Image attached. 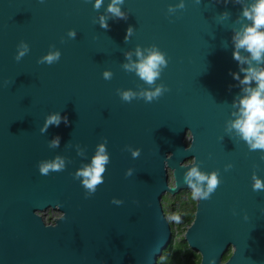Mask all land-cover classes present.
<instances>
[{
	"label": "water",
	"instance_id": "1",
	"mask_svg": "<svg viewBox=\"0 0 264 264\" xmlns=\"http://www.w3.org/2000/svg\"><path fill=\"white\" fill-rule=\"evenodd\" d=\"M109 2L97 11L94 0H0V264H157L173 238L163 198L192 191L184 175L193 164L218 170L221 181L209 200H196L185 232L200 264H264V191L252 189L253 174L264 180V152L225 130L242 94L231 75L242 5L185 0L170 15L179 0H125V20L106 13ZM21 40L30 51L17 61ZM152 44L168 57L156 83L169 91L151 103L122 101L117 89L154 87L121 66L125 52L135 60L137 45ZM52 45L59 61L37 63ZM54 112L69 123L41 133ZM56 136L59 147L50 148ZM105 138L104 182L88 193L74 174ZM56 156L65 169L42 175L39 163ZM49 208L60 212L51 223L40 214Z\"/></svg>",
	"mask_w": 264,
	"mask_h": 264
},
{
	"label": "clouds",
	"instance_id": "2",
	"mask_svg": "<svg viewBox=\"0 0 264 264\" xmlns=\"http://www.w3.org/2000/svg\"><path fill=\"white\" fill-rule=\"evenodd\" d=\"M43 2V0H41ZM199 2V0H197ZM228 0H225L227 3ZM235 3L242 5V10L237 17L239 28L233 29V59L238 62L239 72H233V79L239 81L242 86L241 93L238 98H234L233 107L236 109L232 113L234 119L226 122V131L233 130L239 137L246 142L250 151L261 150L264 152V0H234ZM125 0H110L106 7V13L111 18L127 19L126 13L122 10ZM104 6V0H94L93 8L99 11ZM185 0H179L176 4H169L167 8L168 14H175L178 10L185 8ZM221 18L230 17V13L225 11L220 14ZM99 25L101 28L107 29L108 18L106 15L99 16ZM133 33V28L128 27L125 40L127 41ZM77 35L75 29H69L67 36L75 38ZM63 42V38H62ZM54 50L47 52L41 56L37 63L52 65L59 61L61 52L54 45L50 46ZM30 51L29 44L23 40L17 45L15 59L20 61ZM247 53L248 55H243ZM126 62L121 66L127 72H134L149 87L141 89L139 92L132 89H117V94L122 101L131 102L133 99H143L145 102L151 103L159 99L166 91H169L167 85L163 83L157 84L161 73L167 68L169 60L166 54L155 44L142 48L137 45L135 48L136 59L133 60V52H125ZM245 65H247L245 67ZM240 73H243L241 78ZM103 78L111 80L113 72L110 69L103 71ZM63 121L66 125L69 123L67 116H61L59 112L49 114L40 129L41 133L46 132L51 125L59 126ZM190 130L187 133L189 139ZM107 138L104 143L98 144L96 152L91 159V163L78 169L74 174V178H82V185L88 193H95L97 187L104 182L103 174L106 171V165L110 162L109 153L106 149ZM60 137L56 136L49 142L50 148L59 147ZM192 147L189 146V149ZM79 154H83L78 150ZM140 149H131L133 158L140 156ZM264 159V156H262ZM231 163L225 165V171L231 169ZM65 169V158L56 156L51 160H43L39 163V172L42 175H48L50 172H60ZM131 169L126 173L131 175ZM253 191H264V180L253 174ZM184 182L192 190L193 200H209L220 184V176L218 170L211 173L202 172L198 165L193 164L185 175ZM119 203V201H115ZM232 247V246H230Z\"/></svg>",
	"mask_w": 264,
	"mask_h": 264
},
{
	"label": "trees",
	"instance_id": "3",
	"mask_svg": "<svg viewBox=\"0 0 264 264\" xmlns=\"http://www.w3.org/2000/svg\"><path fill=\"white\" fill-rule=\"evenodd\" d=\"M181 197L178 195L177 200H180V206L183 208L184 218L182 222L191 223L195 212L194 209L189 208V203L185 200L180 199ZM192 201V195L189 199ZM230 253H226L224 255V260L228 259ZM201 255L192 250L184 237H181L179 241L173 242L171 241L168 247L163 251V254L159 257L157 264H200Z\"/></svg>",
	"mask_w": 264,
	"mask_h": 264
},
{
	"label": "rangeland",
	"instance_id": "4",
	"mask_svg": "<svg viewBox=\"0 0 264 264\" xmlns=\"http://www.w3.org/2000/svg\"><path fill=\"white\" fill-rule=\"evenodd\" d=\"M170 181L172 182V179H170ZM175 196H171V195H165L164 198H163V203L165 205V208L168 209V213L170 214L171 213V217L174 218L176 217V214L174 212L175 210V206H174V198ZM191 197V193H189L187 190H184L182 191V196H181V199L182 200H185L189 203V208L190 209H194L195 210V207H196V201L193 200L192 198V201H194V203L190 202L189 199ZM40 214L42 215V217L45 219V221L47 223H51L54 221L55 218H57L59 215H60V212L57 210V209H53V208H49L45 211H41ZM177 219V218H176ZM182 236H179V234H176L175 232H173V238H172V241L175 242L176 241H179Z\"/></svg>",
	"mask_w": 264,
	"mask_h": 264
},
{
	"label": "built area",
	"instance_id": "5",
	"mask_svg": "<svg viewBox=\"0 0 264 264\" xmlns=\"http://www.w3.org/2000/svg\"><path fill=\"white\" fill-rule=\"evenodd\" d=\"M189 225H190V223L188 224V223L182 222L180 220L179 214L176 213V217H174V219L172 221L173 232H175L176 234H179V236L184 237L186 229L189 227Z\"/></svg>",
	"mask_w": 264,
	"mask_h": 264
},
{
	"label": "flooded vegetation",
	"instance_id": "6",
	"mask_svg": "<svg viewBox=\"0 0 264 264\" xmlns=\"http://www.w3.org/2000/svg\"><path fill=\"white\" fill-rule=\"evenodd\" d=\"M187 191L189 193H191V195H192V191H190V190H187ZM178 195L181 197L182 196V191L180 193H178L177 195H175V197L173 198V200H174V206L176 207L175 210H174V212H175V214L176 213L179 214L180 220L182 221L183 218H184V214H183V208L179 204L180 203V200H177V196ZM164 208H165V205H164ZM165 212H166L167 218L169 219L170 223L172 224V221H173L174 218L171 217V213L170 214L168 213V209L165 208ZM194 212H195V210H194Z\"/></svg>",
	"mask_w": 264,
	"mask_h": 264
}]
</instances>
